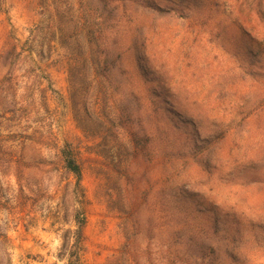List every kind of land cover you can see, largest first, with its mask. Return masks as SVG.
<instances>
[{"label":"rangeland","instance_id":"obj_1","mask_svg":"<svg viewBox=\"0 0 264 264\" xmlns=\"http://www.w3.org/2000/svg\"><path fill=\"white\" fill-rule=\"evenodd\" d=\"M42 1L67 8L0 0V54L27 40ZM111 7L104 29L116 44V94L135 90L140 99L127 126L135 148L128 171L76 128L65 71L42 65L55 91L53 131L59 146L76 148L86 203L74 199L55 152L37 161L28 151L23 166L6 170L5 154L17 155L27 137L1 134L0 253L9 264H68L73 212L83 208L77 264H264V0Z\"/></svg>","mask_w":264,"mask_h":264},{"label":"trees","instance_id":"obj_2","mask_svg":"<svg viewBox=\"0 0 264 264\" xmlns=\"http://www.w3.org/2000/svg\"><path fill=\"white\" fill-rule=\"evenodd\" d=\"M63 1L67 8L59 6L54 10L42 1L41 19L29 30L27 40L21 43L15 39L16 44L0 54L5 67L0 79V135L27 137L17 149V155L5 154L2 163L6 170H15L27 162L28 151L37 154V161L43 152H55L63 169L74 180V199L83 206L86 196L76 148L71 142L59 146L56 140L48 99L49 93L55 91L42 65L65 71L73 123L84 137L99 140L95 145L98 153L121 173L128 171L134 154V142L127 134V126L134 123V102L138 105L140 99L135 90L124 98L116 94L119 87L113 56L116 44L108 41L104 29L106 19L117 11L111 7L114 0ZM57 51L61 55L54 58ZM1 148L4 149L2 145ZM72 221L74 229L68 231L71 237L66 243H71L72 250L68 264H77L87 224L83 208L74 210ZM3 228L0 224V244L7 243ZM1 254L8 258L4 252L0 253V259ZM9 263L8 258L5 264Z\"/></svg>","mask_w":264,"mask_h":264}]
</instances>
